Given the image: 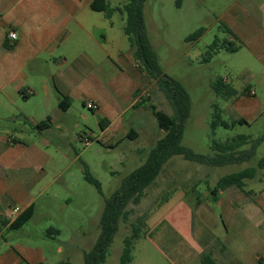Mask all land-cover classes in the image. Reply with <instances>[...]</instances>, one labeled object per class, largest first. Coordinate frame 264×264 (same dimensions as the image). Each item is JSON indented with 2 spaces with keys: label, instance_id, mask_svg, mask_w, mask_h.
<instances>
[{
  "label": "crops",
  "instance_id": "0c3cea01",
  "mask_svg": "<svg viewBox=\"0 0 264 264\" xmlns=\"http://www.w3.org/2000/svg\"><path fill=\"white\" fill-rule=\"evenodd\" d=\"M93 2L0 0V214L10 222L31 206L35 216L40 199L66 184L63 173L47 166L54 160L51 149L70 134L88 135L75 131L79 123L73 114L80 106H98L102 137L111 147L142 138L137 119L127 116L141 114L144 106L138 104L145 94L151 98L150 87L157 81L135 60L124 33L125 15L107 18L92 9ZM233 17L244 26L236 35L247 38L250 11H234ZM10 32L17 40L9 38ZM62 97L71 99L70 109L60 108ZM48 119V127L38 128ZM213 198L210 194L207 201L199 197L190 204L177 193L160 207L149 237L143 238L157 248L153 257L167 264H205L206 258L213 264H264V170L243 190L232 186L220 191L217 201ZM5 230L9 227L0 225L1 240ZM64 246L58 254L65 253ZM47 262L40 247L14 248L5 240L0 247V264Z\"/></svg>",
  "mask_w": 264,
  "mask_h": 264
},
{
  "label": "rangeland",
  "instance_id": "374dc122",
  "mask_svg": "<svg viewBox=\"0 0 264 264\" xmlns=\"http://www.w3.org/2000/svg\"><path fill=\"white\" fill-rule=\"evenodd\" d=\"M109 1L115 8L129 0ZM241 9L250 11L252 16L253 24L247 38L236 35V30L240 26L244 29V26L241 20L234 19L233 14ZM116 17L120 23L121 16ZM145 17L160 67L167 76L181 82L191 98V116L182 145L206 155L211 153L213 140L224 142L238 135L255 140L264 136V0H147ZM200 29L203 33L198 39L188 40ZM214 42L219 47L216 51L210 50ZM231 45L238 51L222 48ZM219 79L237 89L239 97H218L213 85ZM149 92L159 110L173 115L158 83L150 87ZM215 105L222 110L225 121L233 123L244 118L248 123L237 124L229 130L220 127L213 136L211 122ZM141 109L140 115L131 111L127 118L137 119L142 138L111 147L102 137L97 111L80 106L73 114L75 122L79 123L75 131L80 137L86 132L92 140L91 145L86 147L82 138L70 134L63 144L51 149L54 160L47 170L63 173L66 184L43 196L32 220L20 230H5L3 240L14 248L19 245L42 248L48 258L46 264H84L85 253L93 248L101 233L105 200L146 162L156 143L165 136L152 112L146 106ZM83 113L87 119L83 118ZM262 158L264 143L252 161L219 168L202 166L182 156L173 157L146 190L141 202L128 207L129 219L120 223L105 264H117L124 239L131 235L132 224L140 219L146 223L143 230L147 237L154 214L177 193L184 194L190 204L199 197L207 201L220 178L256 166ZM85 166L101 183L102 195L84 179ZM11 214L15 216L13 212ZM48 233L54 238H48ZM3 240L0 239V247ZM63 246L65 253L58 254L57 249ZM156 251L150 241H138L133 252L135 264H167L165 258L153 257Z\"/></svg>",
  "mask_w": 264,
  "mask_h": 264
},
{
  "label": "trees",
  "instance_id": "16d2710c",
  "mask_svg": "<svg viewBox=\"0 0 264 264\" xmlns=\"http://www.w3.org/2000/svg\"><path fill=\"white\" fill-rule=\"evenodd\" d=\"M147 0H129L120 7L113 8L105 0H94L92 9L103 12L107 18H111L116 12H120L126 17L124 33L130 45L134 49V57L138 65L142 68L146 76L158 83L160 90L164 93L169 105L173 110V115H169L152 102L150 97L143 98L138 104L146 106L158 121L159 127L164 131L165 136L160 139L151 150L146 162L129 175L122 183V186L109 198L105 200V208L100 222V236L93 248L84 255V264H105L114 243V239L119 231L120 223L129 219L128 207L130 204L138 205L143 199L146 190L151 187L160 176L164 166L175 156H182L185 160L195 162L210 168L223 167L232 164H243L250 162L256 156L257 149L264 143V136L253 140L246 135H238L229 138L224 142L213 140L210 154H198L192 149L182 145L186 124L191 116V98L181 82L167 76L159 64V58L151 43L145 17V4ZM203 33L200 29L191 35L188 40L198 39ZM218 45L214 42L210 50L216 51ZM223 49L236 52L237 48L222 47ZM213 89L218 97L224 99L239 97V91L232 85L227 84L223 79H219ZM247 91L250 88L246 89ZM72 101L69 97H62L60 108L68 110ZM215 112L211 122L213 136L218 128L231 129L235 125L247 124L248 121L241 118L233 123L225 121L222 117V110L215 105ZM50 124V119L39 124L38 128L44 129ZM100 126L104 129L103 121ZM131 139V137H129ZM133 140V139H132ZM250 145V148H246ZM264 170V158L258 161L256 166L246 168L239 172L223 176L211 190L214 196L213 201H217L220 191L235 186L243 190L246 181L253 180L258 176L259 171ZM84 179L95 186L102 195V185L89 171L87 166L84 169ZM1 212V206H0ZM35 214V206L26 209L13 222L6 220L0 214V225L8 226L9 230H20L32 220ZM145 221L140 219L138 223L132 224V233L124 239V247L120 256L119 264H131L133 252L138 241L143 239L147 232L143 229ZM51 232V231H50ZM58 233V231H55ZM48 236H52L48 233ZM205 264H213L209 258ZM59 264H70L61 262Z\"/></svg>",
  "mask_w": 264,
  "mask_h": 264
},
{
  "label": "built area",
  "instance_id": "2783aa9c",
  "mask_svg": "<svg viewBox=\"0 0 264 264\" xmlns=\"http://www.w3.org/2000/svg\"><path fill=\"white\" fill-rule=\"evenodd\" d=\"M9 38L11 40L15 41V40H17V34L15 32H10L9 33ZM251 94L252 95H255L254 92H252ZM87 108L89 110H92V111H97L98 110V106L96 104H94L93 102H89L87 104ZM82 141L84 142V144H85L86 147L90 146L91 143H92V140H91V138H90L89 135H84V137L82 138ZM15 211L18 212L19 209H16Z\"/></svg>",
  "mask_w": 264,
  "mask_h": 264
}]
</instances>
